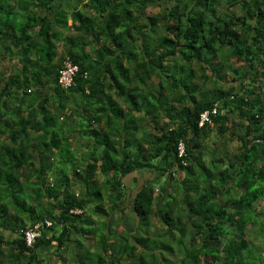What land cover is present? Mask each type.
Masks as SVG:
<instances>
[{"label":"trees","instance_id":"obj_1","mask_svg":"<svg viewBox=\"0 0 264 264\" xmlns=\"http://www.w3.org/2000/svg\"><path fill=\"white\" fill-rule=\"evenodd\" d=\"M62 2L0 0V264H264V0Z\"/></svg>","mask_w":264,"mask_h":264},{"label":"built area","instance_id":"obj_2","mask_svg":"<svg viewBox=\"0 0 264 264\" xmlns=\"http://www.w3.org/2000/svg\"><path fill=\"white\" fill-rule=\"evenodd\" d=\"M78 67L74 64H72L70 61L66 60L63 64L62 69L60 70V75L58 77V82L60 84V87L63 89H67L70 87L73 83V77L75 73L77 72ZM220 108V104L215 103L214 106L202 112L200 114L199 118V126H203L205 124L210 123L211 121V115H217L218 110ZM222 112V111H220ZM71 113L70 110L66 109L64 112V115H69ZM178 155L181 157L184 154V144L183 142H179L178 144ZM184 163V162H183ZM51 225L50 221H44V224L42 223H35L32 226H28L23 231V239L27 246L32 247L34 245L35 240L41 236L42 229L48 228Z\"/></svg>","mask_w":264,"mask_h":264},{"label":"crops","instance_id":"obj_3","mask_svg":"<svg viewBox=\"0 0 264 264\" xmlns=\"http://www.w3.org/2000/svg\"><path fill=\"white\" fill-rule=\"evenodd\" d=\"M69 24H71V21H69L68 22ZM62 120H64L63 118H61ZM66 119H68V117H66L65 118V120ZM104 130V129H103ZM78 130H76V133H73L72 135H73V137H72V139L74 140V138H77L76 136H78L79 135V132L80 131H78ZM75 141V140H74ZM74 144H75V142H74ZM150 173H152L153 174V178H151L150 177ZM137 174H139V175H137ZM147 174V175H146ZM156 175L158 176V174L156 173V171H153V170H151V169H147V170H145V171H143V170H140V171H138L137 173H136V175H134L135 177H136V179H137V182H140L141 184L142 183H144V182H146V181H148V180H152V179H155L156 178ZM141 176V177H140ZM146 176V177H145ZM149 176V177H148ZM139 177L141 178V180H139ZM1 233L3 234V235H5V236H7V237H10V236H13V233L12 232H9V231H6V230H1ZM40 250H39V253H40V256H42V257H45V259L47 260V258H53V254H55V250H54V248L53 247H45V246H41L40 248H39Z\"/></svg>","mask_w":264,"mask_h":264},{"label":"rangeland","instance_id":"obj_4","mask_svg":"<svg viewBox=\"0 0 264 264\" xmlns=\"http://www.w3.org/2000/svg\"><path fill=\"white\" fill-rule=\"evenodd\" d=\"M60 1V0H59ZM67 2H65L64 0H63V2H62V7L63 8H65V9H69L72 5H74V4H76L77 2V0H66ZM159 10V7H154V8H147L146 9V12L148 13V12H157ZM211 136H212V139H215V136H214V134L213 133H211ZM230 144V146H235V142H231V143H229ZM84 150V148L82 147V146H79V147H75L74 148V152H75V154L78 156L79 154H80V152L81 151H83ZM54 168H55V165H54ZM66 171H67V169H66ZM137 175H139V174H137ZM147 175V174H146ZM141 177V176H140ZM139 177V180H141V178ZM146 177V176H145ZM149 177V176H148ZM150 177L151 178H153V174L152 173H150ZM128 181H127V184H129V182H131V179L130 178H128L127 179ZM137 187H139L140 186V182H138L137 184ZM152 185L154 186V187H156L157 189H159L160 187H163V185H164V182H163V180L160 178V179H155V180H153L152 179ZM131 188V187H130ZM156 222V221H155ZM256 229H257V227H255ZM88 242H92V241H90V240H88ZM256 242V241H255ZM86 246H88V245H86ZM68 253L67 254H69L70 252H73V247H70V248H68ZM66 254V255H67ZM178 259V258H177Z\"/></svg>","mask_w":264,"mask_h":264},{"label":"clouds","instance_id":"obj_5","mask_svg":"<svg viewBox=\"0 0 264 264\" xmlns=\"http://www.w3.org/2000/svg\"><path fill=\"white\" fill-rule=\"evenodd\" d=\"M65 110H66V109H65ZM65 110H64V112H65ZM69 115H70V114H69ZM69 115H64V114H63V115L61 116V118H63V119L65 120V118H66L67 116H69ZM61 120H62V119H61ZM75 212H80V210H77V211H75ZM36 223H41V222H36ZM34 224H35V223H34ZM34 224H32V225H34ZM42 224H43V223H42ZM32 225H29V226H32ZM26 227H28V226H26ZM38 238H39V237H38ZM36 240H37V239H36ZM36 240H35V241H36ZM34 243H35V242H34ZM53 244H55V242H53Z\"/></svg>","mask_w":264,"mask_h":264}]
</instances>
